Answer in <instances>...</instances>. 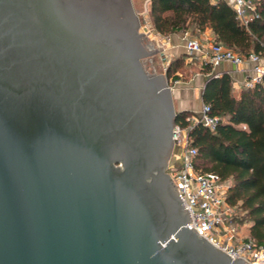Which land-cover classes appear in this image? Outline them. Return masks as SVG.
<instances>
[{
    "label": "water",
    "instance_id": "obj_1",
    "mask_svg": "<svg viewBox=\"0 0 264 264\" xmlns=\"http://www.w3.org/2000/svg\"><path fill=\"white\" fill-rule=\"evenodd\" d=\"M148 34L132 0H0V264H251L189 226Z\"/></svg>",
    "mask_w": 264,
    "mask_h": 264
},
{
    "label": "trees",
    "instance_id": "obj_2",
    "mask_svg": "<svg viewBox=\"0 0 264 264\" xmlns=\"http://www.w3.org/2000/svg\"><path fill=\"white\" fill-rule=\"evenodd\" d=\"M256 16L247 23L238 18L225 1L150 0V17L156 33L162 37L191 33L199 37L206 31L215 35V43L248 57H264V0H253ZM184 58L167 68V78L178 80ZM211 65L206 64L208 73ZM229 74L208 79L202 93L210 114L221 118L211 132L193 124L192 112H178L176 125L187 130L190 145L198 151L197 170L231 181L227 202L238 206L241 215L233 224L247 223L249 239L264 247V82L245 89L238 98L233 93Z\"/></svg>",
    "mask_w": 264,
    "mask_h": 264
},
{
    "label": "built area",
    "instance_id": "obj_3",
    "mask_svg": "<svg viewBox=\"0 0 264 264\" xmlns=\"http://www.w3.org/2000/svg\"><path fill=\"white\" fill-rule=\"evenodd\" d=\"M211 1L227 2L235 10L238 18L245 23L251 17H257V14H254L253 0ZM185 48L190 57H204L205 63L212 66L222 63L237 67L251 64L253 74L244 83L246 89L254 88L257 84L264 82L263 58L255 53L245 57L218 43H212L209 47L205 46L201 40L195 38H189ZM210 111V107L204 105L202 110L194 114L190 120L193 124H201L214 132L221 118L212 116ZM173 138L178 156H176L177 162L169 164L168 173L178 185L183 203L191 215L193 223L189 226L231 256L243 258L251 264H264V247L257 246L249 238L241 240L233 224L238 206H232L227 202L230 182L221 180L217 175L205 174L197 170L198 151L190 145L186 129L176 125Z\"/></svg>",
    "mask_w": 264,
    "mask_h": 264
},
{
    "label": "crops",
    "instance_id": "obj_4",
    "mask_svg": "<svg viewBox=\"0 0 264 264\" xmlns=\"http://www.w3.org/2000/svg\"><path fill=\"white\" fill-rule=\"evenodd\" d=\"M150 5V0L148 1ZM151 19V17H150ZM159 35V34H158ZM160 36V35H159ZM167 37L169 45H166V51L167 55L170 54L172 57L174 56V60L180 59V58H189L185 59V63H192V60L190 57H188L187 52H183L186 56L181 57V55H184L183 53L180 54L181 46L176 43V40L172 37V41ZM205 46H210L212 43H215V35L211 31H206L205 33L200 35V39ZM170 46V47H169ZM183 47V46H182ZM186 49V48H185ZM165 51V50H164ZM201 57V56H196ZM204 60V57H201ZM189 60V61H188ZM264 62V57H263ZM172 63L169 62L167 64L166 69L169 67V65ZM201 64V65H200ZM206 64L204 63H194V66L197 67L198 72H195V75L193 76V79H191V84L185 86V81L178 79L175 81L177 86L173 88V96L174 100L177 101L178 104V112L188 111L192 112L194 114L199 113L204 103L202 101V93L205 89L206 83L209 78L211 77H220L223 74H229L233 80V93L236 97H240L241 93L244 88L245 81L252 76V65L251 64H244L242 66H234L229 63H222L218 66H212L211 70L206 73L204 71V66ZM180 77V74H178ZM184 85V86H183ZM231 184V181H229Z\"/></svg>",
    "mask_w": 264,
    "mask_h": 264
},
{
    "label": "rangeland",
    "instance_id": "obj_5",
    "mask_svg": "<svg viewBox=\"0 0 264 264\" xmlns=\"http://www.w3.org/2000/svg\"><path fill=\"white\" fill-rule=\"evenodd\" d=\"M148 1L149 0H132L134 9H135L137 15L139 16V19L141 22V28L145 27L149 31V34L145 35V38L143 40L144 46L146 47L147 51H149L150 53L160 51V52H157L155 54H152V55L146 57L143 60L144 67H145V70L149 74L164 75L167 78L166 67H167V64L169 62L174 61V56L172 57L170 54L167 55L168 51H166V45H169L167 37L159 36L156 33L155 29L153 28L152 21L150 19V5H149ZM172 37L174 38V40H176V43H178L181 46L180 54L186 51L185 45H186V42L189 38L200 39V36L197 37L195 35H192L191 33L173 34V35H170L169 39L171 40ZM185 54L181 55V57L186 56ZM188 57H190V56L188 55ZM185 59H189V58H185ZM190 59L192 60V63H188V64L185 63L184 66L179 71V74H180L179 79H180V81L181 80L185 81V86L188 84L189 85L191 84L190 81H191V79H193L195 72H198V69H197V67L194 66V63H201L202 62V63L206 64L205 61L203 60V58H201V57L193 56V57H190ZM167 80H168L169 85L171 86L172 89L175 86H177L174 79H172V78L168 79L167 78ZM174 105H175L176 111L178 112V104H177V101H175V100H174ZM176 156H178V151L174 150V153H173L172 158L170 160V164L177 162ZM239 215H241L239 212V209L236 208L235 216H239ZM235 226L237 228L238 236L241 240H245V239L249 238V227H250L249 224L238 222L235 224Z\"/></svg>",
    "mask_w": 264,
    "mask_h": 264
}]
</instances>
